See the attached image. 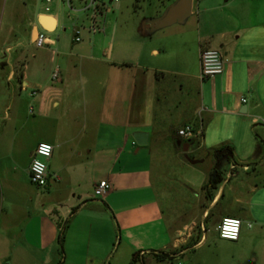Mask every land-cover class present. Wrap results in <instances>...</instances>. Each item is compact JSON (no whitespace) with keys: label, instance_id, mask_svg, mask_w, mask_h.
Instances as JSON below:
<instances>
[{"label":"crops","instance_id":"crops-1","mask_svg":"<svg viewBox=\"0 0 264 264\" xmlns=\"http://www.w3.org/2000/svg\"><path fill=\"white\" fill-rule=\"evenodd\" d=\"M175 1L160 0L119 43L104 23L101 38L49 37L55 45L10 71L16 85H0L3 264H59L58 234L70 217L63 264H130L137 253L138 264H264V0H193L184 24L148 34V20ZM40 16L54 21L41 29L56 33L58 17ZM203 48L224 60L223 74L206 81ZM185 126L194 138L179 137ZM136 132L148 134L146 146ZM43 143L54 150L39 189L30 164ZM227 145L233 154L220 159L222 182L211 189L212 150ZM186 154L199 161L185 159L191 167L203 165L190 167L200 181L157 185ZM102 181L112 189L97 196ZM225 217L242 221L237 241L219 237Z\"/></svg>","mask_w":264,"mask_h":264},{"label":"rangeland","instance_id":"rangeland-1","mask_svg":"<svg viewBox=\"0 0 264 264\" xmlns=\"http://www.w3.org/2000/svg\"><path fill=\"white\" fill-rule=\"evenodd\" d=\"M159 1L113 0L110 2V0H104V3L111 10L101 16L99 15L98 21L105 25L106 38L109 39L110 37L111 41L112 38L116 37L119 43L124 36L131 34L134 30L143 29L144 18L150 14H154L153 12ZM48 6L50 8L49 11L46 10ZM40 12L52 13L58 17L59 28L57 32L46 33L48 37L55 40L65 41L70 39L74 32L75 24L85 25L86 27L90 25L85 15L80 12H72L62 0H52V3L49 5L46 3V0H0V85H16L17 81L10 82L7 80L10 71L16 66L22 67L24 64H27L32 60L33 54L41 51V49H37L34 46L30 36L32 23L35 21V24L39 26L36 15ZM64 28L66 29L65 31L63 30ZM38 29L40 32H44L40 26ZM93 37L101 38L104 35L98 33L95 36L93 35ZM110 55H112L111 51ZM197 90L200 91V88ZM196 96L198 97V95ZM161 145L163 149H167V145ZM185 159L191 160L192 155H184V165L168 163V171L165 173V178L163 179V176L161 178L159 175L156 176V184L160 185V182L163 181L168 187L167 190L170 191L169 187L173 186V188H177L186 180L199 182L201 178L200 174L190 169L191 166L189 163H186ZM202 166L197 165L191 168L200 170L203 168ZM210 228L214 230L213 227ZM211 245L212 248L215 247L213 243ZM1 255L2 253L0 252ZM13 263L21 264L20 262ZM0 264H3V262L0 261ZM24 264L27 263L25 262Z\"/></svg>","mask_w":264,"mask_h":264},{"label":"built area","instance_id":"built-area-1","mask_svg":"<svg viewBox=\"0 0 264 264\" xmlns=\"http://www.w3.org/2000/svg\"><path fill=\"white\" fill-rule=\"evenodd\" d=\"M67 4L68 8L72 12L82 13L87 17L90 22L89 27L85 25H74L73 38L75 43H79L83 40V33L97 34L104 31L102 23L98 21L99 15L101 16L110 8L104 3V0H62ZM113 0H110L112 2ZM117 1V0H115ZM49 5L52 0H46ZM78 4V5H76ZM49 6L46 8L49 11ZM46 31L38 32L37 37L34 40V46L38 49L49 48L55 45V41L51 40L47 35ZM200 78L202 81L216 78L224 72V60L221 53L216 49L203 48L200 51ZM52 79L59 81V72L56 70ZM245 103L246 99H242ZM179 137L190 140L196 136L194 129L191 126H185L178 131ZM53 146L49 144H39L33 153V158L30 164V180L31 183L39 189H45L48 186V160L53 154ZM112 189L111 184L108 181H102L95 187V194L97 196H104ZM226 222H236V233L235 237L225 236L223 233L226 229ZM242 221L234 217H225L222 219L218 226V234L222 240L237 241L240 237ZM181 264V263H177Z\"/></svg>","mask_w":264,"mask_h":264},{"label":"water","instance_id":"water-1","mask_svg":"<svg viewBox=\"0 0 264 264\" xmlns=\"http://www.w3.org/2000/svg\"><path fill=\"white\" fill-rule=\"evenodd\" d=\"M192 2L193 0H176L171 5H169L165 11L162 13L161 16L148 20L147 27H148V34L156 32L158 30L167 28L174 24H184L186 20L191 16L192 13ZM46 21L54 22L51 18L40 16L38 23L39 26H43ZM38 25L34 26L33 28V37L34 39L38 35ZM134 140L138 146H146L148 144V134L144 132H136L134 134ZM182 143L179 141L178 145ZM189 144L183 145V150L185 153L188 152ZM231 156V155H228ZM227 158V155L224 156V159ZM192 164L199 163L198 160H189ZM222 168V160L217 161V165L215 167L214 175Z\"/></svg>","mask_w":264,"mask_h":264},{"label":"trees","instance_id":"trees-1","mask_svg":"<svg viewBox=\"0 0 264 264\" xmlns=\"http://www.w3.org/2000/svg\"><path fill=\"white\" fill-rule=\"evenodd\" d=\"M178 141L183 142V140L181 139H176L175 143L177 144ZM233 154V147L231 146H222L219 148H215L212 150V155L214 157V159H218L220 160L221 158H223L226 155H232ZM214 171L211 173L210 179H209V183L211 185V189H215L217 187L218 184H220L222 182V171L219 170L215 175H214ZM78 210L77 208H74L72 211V215L75 214ZM70 220L71 217L68 218L63 226L61 227L59 234H58V251L61 257V261L59 262V264H63L64 263V258H65V249H64V245H65V239H66V232L67 229L69 228V224H70ZM155 257L159 260V261H166V260H170L171 256L170 254L164 253V252H158L155 253ZM141 260L140 254L137 253L134 258L132 259L130 264H138ZM143 264V263H141Z\"/></svg>","mask_w":264,"mask_h":264},{"label":"clouds","instance_id":"clouds-1","mask_svg":"<svg viewBox=\"0 0 264 264\" xmlns=\"http://www.w3.org/2000/svg\"><path fill=\"white\" fill-rule=\"evenodd\" d=\"M226 229L227 230L223 233V235L235 237L236 222H226Z\"/></svg>","mask_w":264,"mask_h":264}]
</instances>
